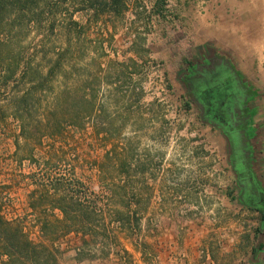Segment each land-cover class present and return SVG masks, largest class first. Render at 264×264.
I'll return each instance as SVG.
<instances>
[{
	"label": "rangeland",
	"instance_id": "374dc122",
	"mask_svg": "<svg viewBox=\"0 0 264 264\" xmlns=\"http://www.w3.org/2000/svg\"><path fill=\"white\" fill-rule=\"evenodd\" d=\"M208 1L166 0L175 19L161 25L151 14L153 0H132L122 17H104L98 24H89L88 15L73 9L83 7L80 0L66 6L71 16H63L61 7L62 12H55L53 2L40 25L23 17L12 21L11 12L0 21V214L21 221L31 238L40 241L28 206L36 185L27 178L39 172V163L56 159L45 151L47 145L32 140L36 160L15 163L18 125L7 105L31 80L47 79L59 56L62 66L48 77L46 94L35 91L41 100L29 117L41 120L62 87L76 93L86 87L88 99L103 106L114 122L110 133L116 144L97 140L89 123L74 134V150L66 146L60 152L61 166L47 165L41 180L55 168L98 195L104 180H118L139 211L133 228L106 225L108 231L99 232L89 248L77 235L61 239L58 253L53 251L54 264H245L259 247L264 236V215L257 208L260 192L245 183L242 172H264L256 137L264 135V81L252 42L246 48L242 41L235 45L226 39L218 45L205 18ZM253 1L256 6L244 14L257 16L244 17L250 18L249 26L239 25V40L246 34L264 35V0ZM14 24L20 27L10 33ZM11 57L22 61L14 78L2 68ZM30 62L27 81L16 83ZM227 106L234 130L224 128L228 120L221 113ZM21 142L24 157L29 148L25 139ZM97 160L105 165L103 174ZM118 204L125 206L118 201L113 205Z\"/></svg>",
	"mask_w": 264,
	"mask_h": 264
},
{
	"label": "trees",
	"instance_id": "16d2710c",
	"mask_svg": "<svg viewBox=\"0 0 264 264\" xmlns=\"http://www.w3.org/2000/svg\"><path fill=\"white\" fill-rule=\"evenodd\" d=\"M73 1L0 0V21L4 23L6 13L11 12L8 14L10 19H13L12 21L21 20L23 17L24 19L29 18L28 24L30 25H40V17L50 10L53 2V10L57 13L62 12L60 10L61 7V9H65V12L62 13L63 16H66L70 13L66 6H72ZM80 1L83 2V7L73 9L77 13L82 12L88 15L87 22L89 24L92 22L98 24L102 20L101 18L104 17L113 19L122 17L125 12L129 11V3L132 2V0ZM169 13L166 0H153L151 14L157 16L160 25L161 23L166 24L168 19L171 21L175 19V16H171ZM169 16L171 17L169 18ZM72 19L73 17H71ZM171 21L169 22L171 23ZM76 24V26L79 25L78 23ZM17 26L19 25L14 24L10 29V33L18 30ZM51 26L53 27L54 25ZM62 60L63 56H59L56 63H54L55 65L49 69L47 79L40 77L39 80H31L24 85L25 91L20 93L21 95H18L17 99L10 101L9 105H7L13 112L10 118L18 125L16 135L13 137L16 164L22 165L24 161L33 162L36 160L34 158L35 149H33V145L35 144L31 143L32 140H36L40 147H46L47 145L48 147L45 148V151L48 150L51 157L56 159V161H53V159L48 158L47 165L61 166L60 161L62 162L63 158L60 157V152L66 146L74 150L73 145H71L75 137L74 134L80 132V130L84 132L89 123H92L94 126L95 138L97 140L102 143L112 140L114 145L116 144V139H111L113 136L110 133V129L114 127V122L103 110V106L97 108L94 101L88 99L87 91L89 89L86 90V87L82 88V93L78 90L76 93L75 90L69 87H62L56 93L55 99L49 105V108L44 109L45 115L41 120L38 119L39 121H36L33 119V116L29 117L28 114L31 113V110L38 111L37 103L40 104L41 100L36 97L35 91H38L40 95L47 93L46 83L49 80L48 77L54 76L56 70L61 68ZM21 64V60L11 57V62L7 68L1 66L4 72L11 71V77L14 78L17 75L16 72L20 70ZM32 67L33 64L31 62L27 63L22 68V77L16 83H25ZM98 73H102V69H99ZM38 75L39 73L36 77ZM207 83L209 84V82ZM2 118L4 117L0 116V127H2ZM227 125V128L230 127V123H227ZM232 128L231 126L230 129ZM22 139H25L24 145L27 144L29 148V155L24 157H20ZM45 140H47V143ZM28 143L31 144L28 145ZM48 143L50 144L48 145ZM113 155L117 156L116 148L113 149ZM51 161L53 162L51 163ZM96 162L100 174H103L105 165L98 160ZM47 165L39 163L37 166L40 175L37 172L27 178V181L29 180L31 184L36 185V189L32 190L29 194L28 206L30 209L29 213L31 214L30 217L36 218L35 228L40 234V241L36 242L31 238L30 231H27V227H24L21 221H10L0 214V264H54L58 260H56L53 251H58V242H61L63 239L77 235L81 237V240L82 238L84 239L82 245H87L85 247L89 248V243L91 241L94 242L95 237L99 236V232H102L103 229L104 231H108L106 225L107 227L115 226L120 229H131L134 227V224L138 223V219L136 218L139 215V211L134 207L137 204H133L134 201L125 192L127 191V187L122 186V183H117L118 180H104V182L100 183L101 194L98 195L94 192L92 193L86 183L82 181H78V184L72 183L73 181L66 179L59 171L56 172L55 168H52L49 175L44 180H41L42 173ZM245 176L246 173L242 172V177L244 178ZM125 198H129V200H126L127 202L123 201ZM117 201L125 206L120 207L118 204L115 207L113 204ZM107 216L110 217L108 224L105 223Z\"/></svg>",
	"mask_w": 264,
	"mask_h": 264
},
{
	"label": "crops",
	"instance_id": "0c3cea01",
	"mask_svg": "<svg viewBox=\"0 0 264 264\" xmlns=\"http://www.w3.org/2000/svg\"><path fill=\"white\" fill-rule=\"evenodd\" d=\"M207 11H210L206 15V21L207 25H209L213 30H215V37H218V45L221 46L226 39L228 44H235L237 42H244L245 48L247 47V44L249 42H252V49H256L258 55L257 59L259 60V72L261 73V77L264 81V35L263 33L260 34L259 37L253 38L252 36L249 37V35H245L244 37L240 38V40L237 38L239 35L240 26H247L248 22L252 17H256L257 14H244L245 9H253V6L255 5V2L253 0H248V2H245L244 0H209L208 2H205ZM205 9V10H206ZM204 10V11H205ZM243 16V17H242ZM250 18H244L248 17ZM249 26V25H248ZM234 130V128H232ZM257 140L259 141L258 147L260 149L259 153L260 157L264 158V135H258L256 136ZM255 152V151H254ZM252 171L255 168L256 165L255 161H250ZM260 164L263 163L260 161ZM255 172V171H254ZM245 183L249 186L256 187L257 190L260 192L258 193L256 190L254 193L257 192V195L260 196L258 201L260 203L262 202L264 204V172H259V174L256 173H250V175L245 176L244 179ZM253 199V198H252ZM259 211L264 215V212L261 208L257 207ZM262 228H264V225H262ZM264 235V232L262 233ZM262 235V236H263ZM262 238V237H261ZM190 264H204L201 261H192ZM210 264V263H209ZM238 264V263H237ZM245 264H264V236L259 242V247H254L251 253V256L247 259Z\"/></svg>",
	"mask_w": 264,
	"mask_h": 264
},
{
	"label": "flooded vegetation",
	"instance_id": "af4514ba",
	"mask_svg": "<svg viewBox=\"0 0 264 264\" xmlns=\"http://www.w3.org/2000/svg\"><path fill=\"white\" fill-rule=\"evenodd\" d=\"M226 75H221L220 76V78H224ZM227 77H229V78H233V80H234V75H232V74H228V76ZM219 78V77H218ZM196 94V93H195ZM239 94V93H238ZM239 96V95H238ZM232 103V102H231ZM225 105H223V107H224ZM215 107L212 105V111H214V114L216 115V116H218L219 115V111H218V113L216 112V110L214 109ZM230 108L231 107H229V106H227V108H226V111L225 110H223V111H225V112H223L222 111V113L221 114H223V115H221L222 117L224 116V118H226L228 121V123H231V116L229 115V113L231 112L230 111ZM210 109V108H209ZM228 113V115H227V113ZM230 118V119H229ZM225 120V119H224ZM233 120V119H232ZM233 124V123H232ZM231 125V124H230ZM224 128H227V126H225ZM229 128V127H228ZM230 129V128H229ZM259 206V208H261L262 209V211L264 212V204L263 203H261L260 205H258Z\"/></svg>",
	"mask_w": 264,
	"mask_h": 264
},
{
	"label": "water",
	"instance_id": "95a60500",
	"mask_svg": "<svg viewBox=\"0 0 264 264\" xmlns=\"http://www.w3.org/2000/svg\"><path fill=\"white\" fill-rule=\"evenodd\" d=\"M264 209V208H263Z\"/></svg>",
	"mask_w": 264,
	"mask_h": 264
}]
</instances>
